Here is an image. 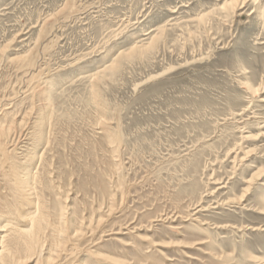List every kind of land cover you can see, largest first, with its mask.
I'll list each match as a JSON object with an SVG mask.
<instances>
[{"label":"rangeland","instance_id":"374dc122","mask_svg":"<svg viewBox=\"0 0 264 264\" xmlns=\"http://www.w3.org/2000/svg\"><path fill=\"white\" fill-rule=\"evenodd\" d=\"M0 121V247L16 169L39 264H264V0H0Z\"/></svg>","mask_w":264,"mask_h":264},{"label":"bare ground","instance_id":"6f19581e","mask_svg":"<svg viewBox=\"0 0 264 264\" xmlns=\"http://www.w3.org/2000/svg\"><path fill=\"white\" fill-rule=\"evenodd\" d=\"M232 1V0H231ZM234 1V0H233ZM229 2V1H228ZM227 5H228V3H227ZM226 5V6H227ZM228 6H230V5H228ZM225 7V6H224ZM234 7H235V5H234ZM238 7V6H237ZM222 8H223V6H222ZM228 8V7H227ZM239 11H240V9H238ZM236 11H237V8H236ZM233 12H234V9H233ZM133 48V47H132ZM135 49H137V48H135ZM115 64V63H114ZM113 64V65H114ZM112 68V67H111ZM95 76V75H94ZM92 77V76H91ZM95 79V78H94ZM47 85V84H46ZM260 86V85H259ZM35 89V88H34ZM247 91L248 92H251V94L253 93V96H255V95H257V96H261V95H258V93L259 92H261V89L262 88H259V89H253L252 87H250V85L247 87ZM37 90V89H36ZM32 92V91H31ZM43 92V91H42ZM47 92V91H46ZM46 92H44V93H46ZM245 92H246V90H245ZM44 93H43V95H44ZM250 94V95H251ZM261 94V93H260ZM252 96V95H251ZM45 101H46V99H45ZM44 101V102H45ZM253 101H254V99H253ZM259 101V100H258ZM260 102H262V101H260ZM47 103V102H46ZM252 103V102H251ZM49 104V103H48ZM47 105V104H46ZM49 108V106L47 107V109ZM49 110V109H48ZM48 112V111H47ZM47 116V115H46ZM252 117V116H251ZM241 119H243V118H241ZM255 119V118H254ZM258 119H261V118H258ZM42 120V119H41ZM245 120V119H244ZM46 121H48L47 119H46ZM246 121V120H245ZM1 122V121H0ZM249 122H251V121H249ZM2 123V122H1ZM48 123V122H47ZM257 123V122H256ZM4 124V123H3ZM13 124V123H12ZM39 124H41V123H39ZM38 124V125H39ZM5 125V124H4ZM11 125V124H10ZM37 125V124H36ZM37 125V126H38ZM8 126V125H7ZM1 128H2V125L0 126ZM11 127V126H10ZM39 127V126H38ZM5 128V127H4ZM0 129V170H1V168H2V164H5V162L6 161H3L1 158L6 154V150L4 149V137H6V135L8 136V130H10L9 128L8 129ZM35 129H38L37 127L35 128ZM33 132V131H32ZM36 132H38V131H36ZM33 133H35V132H33ZM41 133V132H40ZM35 135V134H34ZM38 135V134H37ZM41 135V134H40ZM39 135V136H40ZM47 135V134H46ZM33 136V135H32ZM38 136V137H39ZM47 137V136H46ZM244 137H247V136H244ZM47 139V138H46ZM113 139V138H112ZM33 140H34V137H33ZM39 141H40V139H39ZM10 142H11V140H10ZM38 142V141H37ZM41 142V141H40ZM48 142V141H47ZM47 142H45L44 143V145L47 143ZM14 144V143H13ZM36 144V143H35ZM34 144V145H35ZM7 145H8V143H7ZM41 144H39V146H40ZM48 145V144H47ZM35 146H37V144L35 145ZM46 146V145H45ZM8 147V146H7ZM36 149V148H35ZM34 149V151H36ZM37 149H38V147H37ZM32 151V150H31ZM27 156L29 155V154H26ZM31 155V154H30ZM236 155V154H235ZM31 156H33V155H31ZM30 156V157H31ZM40 156V155H39ZM38 156V157H39ZM29 157V156H28ZM34 157V156H33ZM36 157V156H35ZM40 158H41V156H40ZM39 158V159H40ZM26 159H28L27 157H26ZM34 159V158H33ZM4 160H5V158H4ZM25 160V159H24ZM2 161L4 162V163H2ZM8 161H9V159H8ZM236 161V160H235ZM235 161H233V162H235ZM33 161H31L30 163H32ZM7 163V162H6ZM25 163V162H24ZM28 163V162H27ZM12 164V163H11ZM37 164V163H36ZM9 165V164H8ZM4 166V165H3ZM10 166V165H9ZM19 166V165H18ZM26 166V165H25ZM28 167H30V166H28ZM36 167V166H35ZM7 168V167H6ZM15 168H17V167H15ZM19 168H20V166H19ZM13 169V168H12ZM12 169H10L9 170V168H8V170L9 171H11ZM30 169V168H29ZM28 168L26 169V172H27V170H29ZM32 169V168H31ZM16 170V169H15ZM15 170L13 169V171H14V173H13V171H12V187H11V191L13 192V195H14V201H15V203L14 204H12L11 205V207H12V210L14 211V213L15 214H19V216H20V218H22L24 221H26L27 222V225H26V228H24V229H22L23 227H21V226H19V227H21V229L20 230H17L16 229V233H14V235H15V246L13 247V246H11V247H3L2 245V247H0V264H31V263H33V264H39L41 261L42 262H46V263H49L50 262V260H51V256H52V254H51V252L53 251V250H50V253L48 252V250L51 248V247H49V249L47 250V252L49 253V255L50 256H48V254H47V257H44L45 255H44V252L46 251V237H45V235H46V231L48 230L49 231V227H51V222H53L52 220H51V222L49 223V222H47L46 221V219H45V216L43 215L44 213V211L41 213V211H40V206L39 205H37L36 204V202H35V199L33 198L34 197V195L35 194H32L33 192V188H32V182L34 183V181H32V177H31V175H30V173H26L25 174V176H24V178L23 177H20L16 172H15ZM21 170V169H20ZM35 170V169H34ZM33 170V171H34ZM5 171H6V169H5ZM33 171H32V173H33ZM2 172V171H1ZM7 172V171H6ZM264 172V171H263ZM3 173V172H2ZM24 173V172H23ZM9 174L11 175V173L9 172ZM21 175V174H20ZM33 175H34V173H33ZM4 176V175H3ZM5 176L7 177V175L5 174ZM34 177H36L35 175H34ZM260 177V176H259ZM37 178V177H36ZM252 179V178H251ZM11 180V179H10ZM37 180V179H36ZM5 181V180H4ZM7 181V180H6ZM2 182V181H1ZM10 182V181H9ZM37 182V181H36ZM38 183V182H37ZM118 183V182H117ZM5 184V183H4ZM8 184V183H7ZM6 184V185H7ZM251 185V184H250ZM116 186V185H115ZM7 187V186H6ZM34 187V186H33ZM51 187V186H50ZM247 187V186H246ZM8 188H10L9 187V185H8ZM52 188V187H51ZM115 188V187H114ZM117 188H119V187H117ZM249 188H250V186H249ZM36 189V188H35ZM37 190V189H36ZM52 190H53V188H52ZM246 190H249V189H246ZM43 191V190H42ZM54 191V190H53ZM8 192V191H7ZM32 192V193H31ZM39 192H40V190H39ZM243 192V191H242ZM38 193V192H37ZM60 193V192H59ZM119 193V192H118ZM39 194V193H38ZM33 195V196H32ZM243 195V194H242ZM242 195H240V197L242 196ZM11 196V195H10ZM10 196H9V198H10ZM56 196H58L57 194H56ZM113 196H114V194H113ZM37 197H38V195H37ZM234 197V196H233ZM232 197V198H233ZM237 197H239V196H237ZM237 197H236V199H237ZM245 197V196H244ZM0 198H1V196H0ZM63 198V197H62ZM111 198V197H110ZM113 198V197H112ZM115 198H116V196H115ZM10 199H12V198H10ZM38 199H41V198H38ZM58 199H60L59 197H58ZM236 199H235V201H236ZM241 199V198H240ZM242 199H243V197H242ZM227 200V199H226ZM232 200V199H231ZM231 200H228V201H231ZM263 200V202H264V198L262 199ZM5 201V200H4ZM60 201H63V199H61ZM111 201V200H110ZM115 201V200H114ZM238 201V200H237ZM241 201V200H240ZM2 202V201H1ZM40 202H41V200H40ZM58 202V201H57ZM232 202H234V200L232 201ZM24 203H28V205H29V207L30 208H32V210L33 211H31V213H29V214H26L25 215V213L23 214V212H21L20 210H19V207L21 206L22 207V205H24ZM230 203V202H229ZM236 203V202H235ZM6 204V203H5ZM18 204V205H17ZM63 204V203H62ZM226 204V203H225ZM1 205H3V204H1ZM111 205V204H110ZM39 206V207H38ZM43 205H41V207H42ZM59 206H61L60 204H59ZM64 206H65V204H64ZM63 206V207H64ZM6 207H7V204H6ZM33 207H34V209H33ZM62 207V208H63ZM238 207V206H237ZM43 208H45L44 206H43ZM2 209H5L4 207H2ZM2 209H0V210H2ZM42 209V208H41ZM59 209H60V207H59ZM64 209V208H63ZM6 210V209H5ZM259 210V209H258ZM7 211V210H6ZM59 211V210H58ZM60 211H63V210H61L60 209ZM1 212H4V211H1ZM47 212H48V209H47ZM260 212V211H259ZM11 213V212H10ZM13 213V214H14ZM26 213H28V212H26ZM64 213V212H63ZM191 213V212H190ZM1 214V213H0ZM4 214V213H3ZM9 214V213H8ZM46 215V214H45ZM57 215H58V213H57ZM56 215V216H57ZM61 215H65V214H61ZM50 216V215H49ZM52 216V215H51ZM59 216V215H58ZM57 216V217H58ZM53 217V216H52ZM57 217H55V219H56V221H57ZM61 217V216H60ZM192 217V216H191ZM62 218H64V216H62ZM61 218V219H62ZM4 219V218H3ZM6 219V218H5ZM47 219H49L48 218V215H47ZM65 219V218H64ZM194 219V218H193ZM197 219V218H196ZM8 220H10V219H8ZM89 220V219H88ZM90 220H92V219H90ZM89 220V221H90ZM23 221V222H24ZM62 221V220H61ZM60 221V222H61ZM83 221V220H82ZM81 221V222H82ZM98 221V220H97ZM1 222V221H0ZM14 222H16L15 220H14ZM21 222V221H20ZM58 222V221H57ZM57 222H55V223H57ZM67 222V221H66ZM80 222V223H81ZM85 222H86V220H85ZM193 222V221H192ZM3 223V225L1 226V224ZM2 223H0V244H3V241L5 240V237H6V235L7 234H9L12 230H10V225H11V223L10 222H8V221H2ZM63 223V222H62ZM69 223H70V220H69ZM97 223V222H96ZM200 223V222H199ZM18 224H19V222H18ZM74 224H75V222H74ZM83 222H82V226H80V227H83ZM86 224H88V223H86ZM12 225H13V223H12ZM11 225V226H12ZM56 225V224H55ZM13 226H15V224L13 225ZM78 224L77 225H75V228H77L78 229ZM194 226V225H193ZM206 226V225H205ZM17 227V226H16ZM16 227H14V228H16ZM53 227V226H52ZM71 227H73V226H71ZM71 227H70V229H71ZM196 227H197V225H196ZM199 227V226H198ZM222 227V226H221ZM230 227V226H229ZM13 228V227H12ZM56 228V227H55ZM193 228H195V227H193ZM235 228V227H234ZM52 228H50V230H51ZM56 229H59L58 227L56 228ZM81 229V228H80ZM219 229V228H218ZM237 229V228H236ZM203 230V229H202ZM14 231V230H13ZM12 231V232H13ZM52 231V230H51ZM50 231V232H51ZM66 231H67V229H66ZM65 228L62 226L61 227V229H59V230H55L54 229V231H53V233H54V236H53V234H52V236H53V238H54V241H56V244H55V250L57 249L58 250V248H62L63 247V245L66 243V234H65ZM80 231V230H79ZM229 231V230H228ZM71 232V231H70ZM73 232V231H72ZM240 232V231H239ZM68 233V232H67ZM79 233V232H78ZM51 234V233H50ZM3 235V236H2ZM13 235V236H14ZM49 235V234H48ZM68 235V234H67ZM74 235H75V233H74ZM74 235H72V236H74ZM11 236V235H10ZM77 237H79V236H77ZM13 238V239H14ZM49 238V237H48ZM50 238H51V236H50ZM81 238V237H80ZM76 239V238H75ZM74 239V240H75ZM71 240H73V239H71ZM14 241V240H13ZM76 241V240H75ZM49 242V241H48ZM47 242V243H48ZM54 243V242H53ZM52 243V245H54ZM49 244L51 245V243L49 242ZM23 246L24 247V250H25V253H24V255H17L16 253H14V252H16V250H17V246ZM48 245V244H47ZM68 246H69V244H68ZM155 246H157V245H155ZM160 246V245H159ZM163 247V246H162ZM176 247H178V246H176ZM52 248H53V246H52ZM51 248V249H52ZM21 249H23L22 247H21ZM20 249V250H21ZM66 250H67V248H66ZM63 251V250H62ZM24 252V251H23ZM18 253V252H17ZM65 253V252H64ZM20 254V253H19ZM44 255V256H43ZM94 255V254H93ZM96 256V255H95ZM98 256V255H97ZM241 259V258H240ZM60 260V259H59ZM258 260V259H257ZM247 261V260H246ZM254 261V260H253ZM96 262H97V260H96ZM241 263V262H240ZM60 264V263H59ZM65 264V263H64ZM242 264V263H241ZM244 264H246V263H244Z\"/></svg>","mask_w":264,"mask_h":264}]
</instances>
